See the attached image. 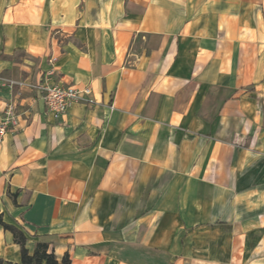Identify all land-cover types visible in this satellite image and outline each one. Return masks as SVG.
<instances>
[{
  "label": "crops",
  "instance_id": "crops-1",
  "mask_svg": "<svg viewBox=\"0 0 264 264\" xmlns=\"http://www.w3.org/2000/svg\"><path fill=\"white\" fill-rule=\"evenodd\" d=\"M48 81L96 104L56 118ZM10 102L0 211L30 255L264 264V0H0ZM0 264H24L1 225Z\"/></svg>",
  "mask_w": 264,
  "mask_h": 264
},
{
  "label": "built area",
  "instance_id": "built-area-1",
  "mask_svg": "<svg viewBox=\"0 0 264 264\" xmlns=\"http://www.w3.org/2000/svg\"><path fill=\"white\" fill-rule=\"evenodd\" d=\"M53 72H51L52 74ZM14 83L11 84L13 86ZM43 92V100L48 110L56 118L67 114L73 105L86 103L96 104L94 90L91 86H63L44 82L38 87ZM19 108L17 103H8L0 114V142L7 132L14 130L19 125Z\"/></svg>",
  "mask_w": 264,
  "mask_h": 264
},
{
  "label": "trees",
  "instance_id": "trees-1",
  "mask_svg": "<svg viewBox=\"0 0 264 264\" xmlns=\"http://www.w3.org/2000/svg\"><path fill=\"white\" fill-rule=\"evenodd\" d=\"M0 225L5 229L10 231L15 238V241L20 245L21 247V255H22V262L24 264H43L44 261H46V264H58L54 254H49L48 251V245L40 243L38 244V247L34 253V255H30L27 248V237L24 234L23 231H21L19 228L13 225L6 224L3 221V215L0 211ZM64 263L68 264L69 260L64 259Z\"/></svg>",
  "mask_w": 264,
  "mask_h": 264
}]
</instances>
